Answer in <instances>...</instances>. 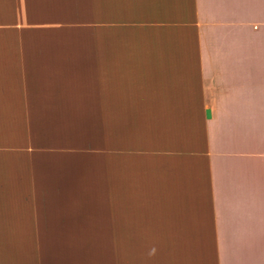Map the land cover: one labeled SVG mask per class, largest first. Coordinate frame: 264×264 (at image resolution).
Wrapping results in <instances>:
<instances>
[{
  "label": "crops",
  "instance_id": "obj_1",
  "mask_svg": "<svg viewBox=\"0 0 264 264\" xmlns=\"http://www.w3.org/2000/svg\"><path fill=\"white\" fill-rule=\"evenodd\" d=\"M0 264H264V0H0Z\"/></svg>",
  "mask_w": 264,
  "mask_h": 264
}]
</instances>
